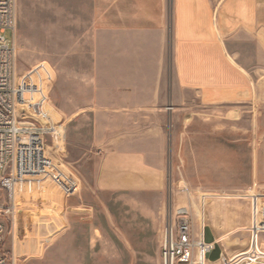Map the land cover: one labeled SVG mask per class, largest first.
<instances>
[{
	"label": "rangeland",
	"instance_id": "obj_1",
	"mask_svg": "<svg viewBox=\"0 0 264 264\" xmlns=\"http://www.w3.org/2000/svg\"><path fill=\"white\" fill-rule=\"evenodd\" d=\"M97 2L15 0L16 27L4 37L14 45L17 74L52 69L43 123L57 139L51 147L46 138L53 161L45 175L19 183L14 211L2 216L8 264H163L177 208L186 210L196 238L215 248L176 264H264V100L255 111L203 106L184 92L181 159L168 148L161 194L93 188L94 98L110 93L112 59L111 37L98 33ZM70 177L79 183L76 195Z\"/></svg>",
	"mask_w": 264,
	"mask_h": 264
},
{
	"label": "crops",
	"instance_id": "obj_2",
	"mask_svg": "<svg viewBox=\"0 0 264 264\" xmlns=\"http://www.w3.org/2000/svg\"><path fill=\"white\" fill-rule=\"evenodd\" d=\"M97 3L98 33L111 37L112 59L110 93L94 98L93 188L161 194L168 148L182 154L176 126L184 92L203 106L248 104L255 111L264 100V0ZM70 180L76 195L79 183Z\"/></svg>",
	"mask_w": 264,
	"mask_h": 264
},
{
	"label": "built area",
	"instance_id": "obj_3",
	"mask_svg": "<svg viewBox=\"0 0 264 264\" xmlns=\"http://www.w3.org/2000/svg\"><path fill=\"white\" fill-rule=\"evenodd\" d=\"M16 27L15 0H0V264H8L3 248L6 222L14 211L16 188L26 179L43 176L52 165L47 137L55 147L56 131L43 120L53 71L43 64L22 74L15 71V48L4 34ZM256 205L254 206V208ZM176 226L165 233L161 247L163 264H176L196 251L208 254L215 245L197 239L191 218L178 216ZM192 256V255H191Z\"/></svg>",
	"mask_w": 264,
	"mask_h": 264
}]
</instances>
